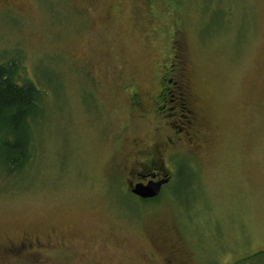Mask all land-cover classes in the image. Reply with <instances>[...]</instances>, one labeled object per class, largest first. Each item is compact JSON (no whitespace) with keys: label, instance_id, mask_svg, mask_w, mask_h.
<instances>
[{"label":"rangeland","instance_id":"obj_1","mask_svg":"<svg viewBox=\"0 0 264 264\" xmlns=\"http://www.w3.org/2000/svg\"><path fill=\"white\" fill-rule=\"evenodd\" d=\"M84 1L0 0V65L42 97L0 264H264V0Z\"/></svg>","mask_w":264,"mask_h":264},{"label":"trees","instance_id":"obj_2","mask_svg":"<svg viewBox=\"0 0 264 264\" xmlns=\"http://www.w3.org/2000/svg\"><path fill=\"white\" fill-rule=\"evenodd\" d=\"M18 69L14 62L0 65V168L8 175L22 173L32 161L31 124L42 105L34 84L17 81Z\"/></svg>","mask_w":264,"mask_h":264},{"label":"flooded vegetation","instance_id":"obj_3","mask_svg":"<svg viewBox=\"0 0 264 264\" xmlns=\"http://www.w3.org/2000/svg\"><path fill=\"white\" fill-rule=\"evenodd\" d=\"M71 1L74 4H81V3H79L81 0H71ZM93 1H95V0H93ZM84 2H87V0H85ZM180 89H183V86H181ZM178 99L181 100L182 103H185V106L184 107H186V108L183 109V110L186 113V117H184V119L189 121V122H187L188 123V127L193 126V123L190 122V121L194 120V117H193L194 116V113H193V110H192L193 109V106H191L192 105L191 94L189 93L186 96L180 95ZM175 101L173 100L172 101V104L177 103V99L176 98H175ZM174 109L177 110L176 108H174ZM166 176H168V180H170V181L172 180V176L171 175L163 174L161 172L160 173L159 172L153 173L150 177L148 176L149 178L148 177L146 178L144 176H141V177H144V183H140V184L146 185V184H148L150 182L159 183Z\"/></svg>","mask_w":264,"mask_h":264},{"label":"water","instance_id":"obj_4","mask_svg":"<svg viewBox=\"0 0 264 264\" xmlns=\"http://www.w3.org/2000/svg\"><path fill=\"white\" fill-rule=\"evenodd\" d=\"M168 182L169 180L166 177L165 180H162L159 183L151 182L148 185H137L133 190V194L141 198H155L161 193L162 187Z\"/></svg>","mask_w":264,"mask_h":264}]
</instances>
